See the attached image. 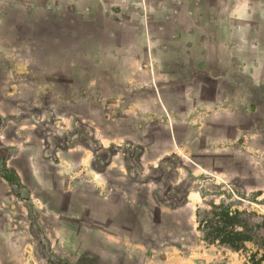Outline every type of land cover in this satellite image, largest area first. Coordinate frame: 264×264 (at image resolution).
I'll return each instance as SVG.
<instances>
[{"label":"rangeland","instance_id":"374dc122","mask_svg":"<svg viewBox=\"0 0 264 264\" xmlns=\"http://www.w3.org/2000/svg\"><path fill=\"white\" fill-rule=\"evenodd\" d=\"M219 203L264 235V0H0V264H251Z\"/></svg>","mask_w":264,"mask_h":264},{"label":"trees","instance_id":"16d2710c","mask_svg":"<svg viewBox=\"0 0 264 264\" xmlns=\"http://www.w3.org/2000/svg\"><path fill=\"white\" fill-rule=\"evenodd\" d=\"M3 176L9 178L6 174ZM8 181L12 182L11 179ZM242 213L236 209L230 211L228 204L219 203L210 204L209 210H195L194 216L202 240L207 243L217 242L232 250H240L245 242L251 241L261 249L262 253L259 257L254 253L250 254L248 261L251 264H260L264 260V235L257 232L254 236L250 235L245 221L241 218ZM261 218L264 227V216Z\"/></svg>","mask_w":264,"mask_h":264}]
</instances>
